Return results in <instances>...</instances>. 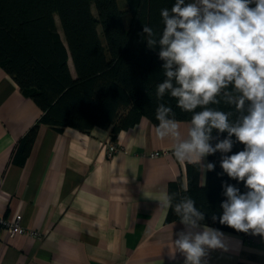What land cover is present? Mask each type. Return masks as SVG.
Listing matches in <instances>:
<instances>
[{"label": "crops", "instance_id": "1", "mask_svg": "<svg viewBox=\"0 0 264 264\" xmlns=\"http://www.w3.org/2000/svg\"><path fill=\"white\" fill-rule=\"evenodd\" d=\"M42 112L0 65V220L22 214L26 228L12 233L0 221V264H184L173 247L184 226L168 222L159 202L172 180L188 184L189 163L173 154L178 141L158 140L144 116L116 134L122 150L108 157L110 128L41 124L18 163L20 142ZM177 121L187 139L190 121ZM199 180L205 184L207 172L200 169ZM220 231L224 247L208 250L203 264H264V238Z\"/></svg>", "mask_w": 264, "mask_h": 264}, {"label": "trees", "instance_id": "2", "mask_svg": "<svg viewBox=\"0 0 264 264\" xmlns=\"http://www.w3.org/2000/svg\"><path fill=\"white\" fill-rule=\"evenodd\" d=\"M127 3L122 8L118 0H0V65L43 111L20 142L14 158L18 163H25L41 124L60 132L67 126L89 130L99 125L110 128L115 138L144 116L158 124L155 109L159 103L171 106L176 120L190 121L192 113L177 108L175 99L167 94L162 100L156 98V85L164 79L162 61L159 48L149 49L142 33L144 24L159 33L160 11L171 9L175 0ZM126 13H130L129 26ZM216 107L231 110L224 104ZM213 135L214 145L227 133L218 135L214 130ZM243 148L237 142L229 155ZM208 157L216 167L207 172L205 184L199 180L200 166L192 163L188 164L187 186L182 177L169 183L168 194L173 199L167 221L179 220L175 205L191 197L205 214L203 224L247 235L212 220L213 214L222 211V182L241 192L247 189L243 182L222 174L219 152Z\"/></svg>", "mask_w": 264, "mask_h": 264}, {"label": "clouds", "instance_id": "3", "mask_svg": "<svg viewBox=\"0 0 264 264\" xmlns=\"http://www.w3.org/2000/svg\"><path fill=\"white\" fill-rule=\"evenodd\" d=\"M160 16L159 33L142 27L147 47H158L162 61L164 79L156 85V98L167 94L192 115L187 139L181 140L172 107L159 103L156 138L177 140L174 156L204 173L216 167L204 164L205 158L219 152L222 174L243 182L247 191L222 182V211L212 220L264 238V0H175ZM221 104L231 110L216 107ZM214 130L227 135L213 145ZM237 142L243 150L229 155ZM172 199L165 192L160 206L172 208ZM174 211L184 227L173 247L184 255V264H203L208 250L224 247V234L202 223L205 214L191 197Z\"/></svg>", "mask_w": 264, "mask_h": 264}, {"label": "built area", "instance_id": "4", "mask_svg": "<svg viewBox=\"0 0 264 264\" xmlns=\"http://www.w3.org/2000/svg\"><path fill=\"white\" fill-rule=\"evenodd\" d=\"M122 150V147L112 138L106 142L105 151L108 157H112L116 152ZM165 151H157L155 154L164 153ZM1 224L8 228L12 233L26 232L25 226L22 224V214H17L14 218H1Z\"/></svg>", "mask_w": 264, "mask_h": 264}, {"label": "rangeland", "instance_id": "5", "mask_svg": "<svg viewBox=\"0 0 264 264\" xmlns=\"http://www.w3.org/2000/svg\"><path fill=\"white\" fill-rule=\"evenodd\" d=\"M118 1H119V4H120V6H121L122 8L125 7V5H126V6L128 5L127 0H118ZM93 9H94V12H96V8H95V6L93 7ZM129 19H130V13H126L125 16H124V20H125V24H126L127 26H129V24H130ZM100 30H101V28H100Z\"/></svg>", "mask_w": 264, "mask_h": 264}]
</instances>
